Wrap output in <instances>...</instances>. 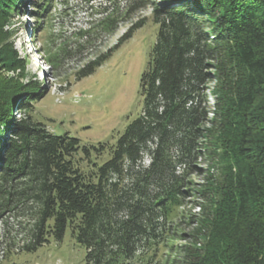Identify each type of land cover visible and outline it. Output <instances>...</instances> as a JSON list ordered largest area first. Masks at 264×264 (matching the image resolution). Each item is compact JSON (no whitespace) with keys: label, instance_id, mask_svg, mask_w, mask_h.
<instances>
[{"label":"trees","instance_id":"obj_1","mask_svg":"<svg viewBox=\"0 0 264 264\" xmlns=\"http://www.w3.org/2000/svg\"><path fill=\"white\" fill-rule=\"evenodd\" d=\"M124 1L122 12L107 7L79 30L80 46L93 33L112 35L149 5ZM160 2L152 16L157 41L140 81L142 109L115 144L82 147L54 134L32 114L39 84L0 76V217L22 210L33 222L21 252L69 232L86 264H264V0ZM36 3L0 0L2 47L13 35L10 13ZM50 4L36 6L40 18ZM8 46L1 55L16 72ZM61 53L67 48L49 54L52 68ZM204 173L208 184L194 182ZM192 200L187 217L197 228L182 238L176 218ZM174 238L188 244L171 245Z\"/></svg>","mask_w":264,"mask_h":264},{"label":"rangeland","instance_id":"obj_2","mask_svg":"<svg viewBox=\"0 0 264 264\" xmlns=\"http://www.w3.org/2000/svg\"><path fill=\"white\" fill-rule=\"evenodd\" d=\"M32 1L37 5L47 2ZM125 2L51 0L45 17L38 16L37 5H30L10 13L7 19L13 35L7 44L0 45V76L20 85L39 84L36 92L41 97L33 103L34 118L58 136L78 139L82 147L115 144L142 109L140 81L158 37L159 26L152 16L154 6L161 5L160 0H149L145 10L133 14L126 23L121 22L112 35L93 33L91 41L83 47L78 36L79 30L92 19H99L104 9L116 6L122 12ZM139 21H143L142 24L124 37ZM5 40L7 38L1 41ZM8 45L16 53V72L9 71L13 62L1 55L9 49ZM63 47L68 53H61L58 66L52 68L49 54H57ZM101 56L104 60L91 75L77 79V72ZM212 75L215 76V71ZM215 84V81L208 84L210 107L214 105ZM209 111L212 112V108ZM80 157L83 155L79 154ZM102 158L99 160L103 161ZM92 159L96 160V157ZM202 163L200 168L207 170L206 161ZM82 167H86L85 164ZM206 175H195L194 182L201 186L204 181L208 184ZM191 202L194 201L186 202L176 218L175 231L182 238L193 235L197 228L188 220V213L193 209ZM23 212L0 217V264H86V250L71 238L69 232L62 242L51 238L49 244L36 252H21L23 245L29 242L27 233L33 223L28 217L18 215ZM194 212L199 214L197 207ZM182 243L188 244V241L174 238L171 245Z\"/></svg>","mask_w":264,"mask_h":264}]
</instances>
